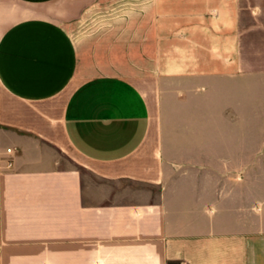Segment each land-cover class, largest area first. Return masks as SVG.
Masks as SVG:
<instances>
[{
  "label": "crops",
  "instance_id": "crops-1",
  "mask_svg": "<svg viewBox=\"0 0 264 264\" xmlns=\"http://www.w3.org/2000/svg\"><path fill=\"white\" fill-rule=\"evenodd\" d=\"M93 2L0 0V264H264V0Z\"/></svg>",
  "mask_w": 264,
  "mask_h": 264
},
{
  "label": "rangeland",
  "instance_id": "rangeland-1",
  "mask_svg": "<svg viewBox=\"0 0 264 264\" xmlns=\"http://www.w3.org/2000/svg\"><path fill=\"white\" fill-rule=\"evenodd\" d=\"M114 5V0H94L90 10L72 25L73 34L83 40L90 39L93 43H99L101 39L112 36L116 25H118L115 22L120 19L121 15L116 13ZM124 15L125 13L122 14V16ZM134 80L136 81L138 78Z\"/></svg>",
  "mask_w": 264,
  "mask_h": 264
},
{
  "label": "built area",
  "instance_id": "built-area-1",
  "mask_svg": "<svg viewBox=\"0 0 264 264\" xmlns=\"http://www.w3.org/2000/svg\"><path fill=\"white\" fill-rule=\"evenodd\" d=\"M8 152H11V150L9 149ZM12 165H13V162H12V161H8V163H7V167H8V168H11Z\"/></svg>",
  "mask_w": 264,
  "mask_h": 264
}]
</instances>
